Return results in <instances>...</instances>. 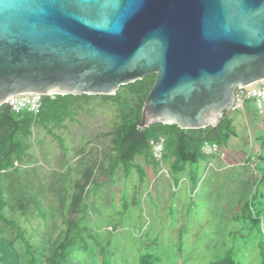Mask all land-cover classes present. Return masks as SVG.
<instances>
[{
	"label": "water",
	"instance_id": "water-1",
	"mask_svg": "<svg viewBox=\"0 0 264 264\" xmlns=\"http://www.w3.org/2000/svg\"><path fill=\"white\" fill-rule=\"evenodd\" d=\"M150 74L141 129L217 126L237 88L264 82V0H0V107Z\"/></svg>",
	"mask_w": 264,
	"mask_h": 264
},
{
	"label": "rangeland",
	"instance_id": "rangeland-1",
	"mask_svg": "<svg viewBox=\"0 0 264 264\" xmlns=\"http://www.w3.org/2000/svg\"><path fill=\"white\" fill-rule=\"evenodd\" d=\"M245 107L227 112L237 135L222 144L224 157H209L181 173L165 165L155 172L146 168L143 181L137 170L128 179L119 170L111 184L92 192L85 226L103 247L109 244L112 264H137L138 257L148 253L158 255L161 264H216L229 254L237 264H264V162L259 160L264 158V116L253 101ZM113 118L108 107L98 108L94 116L81 112L78 122L58 131L63 146L46 132L37 133L34 181L56 182L53 176L68 158L76 180V170L88 162L78 163L76 152L84 147L93 159L98 148L106 149L110 142L103 134ZM41 199L46 207L53 202L48 192ZM34 225L42 237L50 231L51 238L64 227L57 216L46 226L38 219ZM91 255L76 251L94 264L97 259Z\"/></svg>",
	"mask_w": 264,
	"mask_h": 264
},
{
	"label": "trees",
	"instance_id": "trees-1",
	"mask_svg": "<svg viewBox=\"0 0 264 264\" xmlns=\"http://www.w3.org/2000/svg\"><path fill=\"white\" fill-rule=\"evenodd\" d=\"M155 82L156 74H150L120 87L111 96H43L37 115L27 111L16 114L6 104L0 107V264H88L86 258L76 256L77 250L91 252L92 260L101 258V263L96 260V264H112L109 244L103 247L85 226L92 192L105 183L111 184L119 170L127 179L137 170L142 181L146 168L155 172L165 165L175 173L184 172L188 165L212 157L203 153L205 143H216L222 151V144L237 135L227 112L217 126L204 129L184 130L176 124L162 123L141 129L143 106ZM101 107L114 112L110 130L103 134L110 142L107 148H98L93 159L84 147L76 152L78 163L88 160L86 166L76 170V180L68 158L60 172L54 174L56 182H35L39 163L34 152L37 133L44 131L63 146L58 131L67 129L68 122H78L81 112L94 116ZM159 137L165 138L161 162L155 160L150 146V141ZM38 143L43 144L37 140ZM259 160L264 162L263 157ZM45 192L53 197L47 207L41 199ZM56 216L61 217L63 229L53 238L48 230L42 237L35 219L46 226ZM254 223L259 225L258 219ZM137 260V264H161L158 255L149 253L141 254ZM216 264L237 263L229 254Z\"/></svg>",
	"mask_w": 264,
	"mask_h": 264
},
{
	"label": "built area",
	"instance_id": "built-area-1",
	"mask_svg": "<svg viewBox=\"0 0 264 264\" xmlns=\"http://www.w3.org/2000/svg\"><path fill=\"white\" fill-rule=\"evenodd\" d=\"M260 82L257 84H262ZM253 84L243 88H237L234 95V103L230 108L231 112H238L245 109V105L249 101H253L256 104V108L262 116H264V85ZM44 95L27 93L17 95L9 98L6 101V105L9 106L11 111L16 114L24 111L37 115L40 113L42 106V99ZM165 138L159 137L150 141L152 148V154L155 160L161 162L164 153ZM202 151L207 156H219L224 157V153L220 150V147L216 143H205L202 146Z\"/></svg>",
	"mask_w": 264,
	"mask_h": 264
},
{
	"label": "crops",
	"instance_id": "crops-1",
	"mask_svg": "<svg viewBox=\"0 0 264 264\" xmlns=\"http://www.w3.org/2000/svg\"><path fill=\"white\" fill-rule=\"evenodd\" d=\"M160 169H162V170H164V168L162 167V168H160ZM153 172H154V170H152Z\"/></svg>",
	"mask_w": 264,
	"mask_h": 264
},
{
	"label": "clouds",
	"instance_id": "clouds-1",
	"mask_svg": "<svg viewBox=\"0 0 264 264\" xmlns=\"http://www.w3.org/2000/svg\"><path fill=\"white\" fill-rule=\"evenodd\" d=\"M229 112H231V111L229 110Z\"/></svg>",
	"mask_w": 264,
	"mask_h": 264
}]
</instances>
